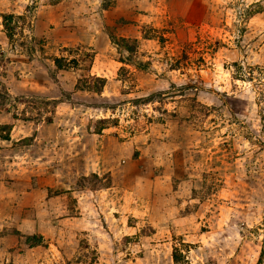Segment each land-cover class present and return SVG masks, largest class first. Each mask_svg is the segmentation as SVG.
Here are the masks:
<instances>
[{"label":"rangeland","instance_id":"rangeland-1","mask_svg":"<svg viewBox=\"0 0 264 264\" xmlns=\"http://www.w3.org/2000/svg\"><path fill=\"white\" fill-rule=\"evenodd\" d=\"M0 264H264V0H0Z\"/></svg>","mask_w":264,"mask_h":264}]
</instances>
